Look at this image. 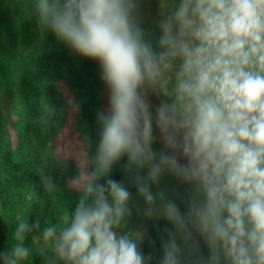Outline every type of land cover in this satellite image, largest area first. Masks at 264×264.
<instances>
[{
  "label": "clouds",
  "instance_id": "clouds-1",
  "mask_svg": "<svg viewBox=\"0 0 264 264\" xmlns=\"http://www.w3.org/2000/svg\"><path fill=\"white\" fill-rule=\"evenodd\" d=\"M30 2L40 28L98 63L107 107L68 182L74 207L43 225L18 213L0 264L34 252L42 264H153L144 233L125 230L132 193L112 178L122 159L141 214L170 226L155 264H264V0H158L154 32L141 0ZM165 176L186 187L180 203ZM43 188L58 190L52 177Z\"/></svg>",
  "mask_w": 264,
  "mask_h": 264
},
{
  "label": "trees",
  "instance_id": "trees-1",
  "mask_svg": "<svg viewBox=\"0 0 264 264\" xmlns=\"http://www.w3.org/2000/svg\"><path fill=\"white\" fill-rule=\"evenodd\" d=\"M31 13L30 0H0V251L11 242L18 213L24 211L29 224L39 217L43 225L66 215L78 198L79 193L68 187L78 164L56 152V138L67 124L68 109L58 81L73 92L80 118L87 126V138L94 146L98 139L96 113L101 110L102 89L98 63L73 53L53 33L40 28ZM5 104L16 118L18 142L14 148L2 120ZM153 146L161 147L159 142ZM123 163L124 159L114 166L112 178L126 183L132 193L130 207L141 214L143 201L127 181ZM49 177L58 190L44 191L43 181ZM159 187L178 203L187 192L170 176H165ZM32 191L39 199L25 206V196ZM141 217L145 232L140 248L153 256L155 264L160 256V236L170 226L163 218ZM30 239L31 234L25 244ZM200 250L206 254L202 243ZM24 264H42L41 257L34 252Z\"/></svg>",
  "mask_w": 264,
  "mask_h": 264
},
{
  "label": "rangeland",
  "instance_id": "rangeland-1",
  "mask_svg": "<svg viewBox=\"0 0 264 264\" xmlns=\"http://www.w3.org/2000/svg\"><path fill=\"white\" fill-rule=\"evenodd\" d=\"M159 6L158 0H141L140 15L142 24L150 31H155L153 22L159 18ZM102 81V80H101ZM57 88L65 99L67 109V124L60 131L56 138L55 146L58 155L65 157L69 160H74L78 164V156L81 150L85 149V137L87 126L82 122L79 109L75 103V97L73 92L63 81H58ZM108 92L105 84L102 81V89L100 92V108L105 109L107 107ZM153 106L159 101L156 97H149ZM2 120L6 127V130L10 136L11 147L14 148L18 142V133L15 129L16 118L9 112V105H4ZM86 150L89 155L95 151L94 144L88 139ZM142 217L138 211H133L130 217H128V223L125 230H137L145 232L142 226Z\"/></svg>",
  "mask_w": 264,
  "mask_h": 264
}]
</instances>
